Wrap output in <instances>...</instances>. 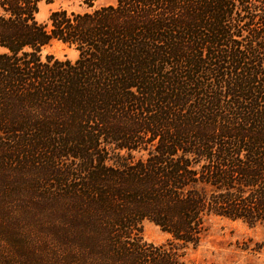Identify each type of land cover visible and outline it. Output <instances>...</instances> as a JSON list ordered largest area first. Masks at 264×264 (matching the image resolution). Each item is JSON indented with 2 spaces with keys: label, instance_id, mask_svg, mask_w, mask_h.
<instances>
[{
  "label": "trees",
  "instance_id": "trees-1",
  "mask_svg": "<svg viewBox=\"0 0 264 264\" xmlns=\"http://www.w3.org/2000/svg\"><path fill=\"white\" fill-rule=\"evenodd\" d=\"M42 1L0 0V233L46 218L47 264H190L211 218L264 227V0ZM8 237L0 264L44 260Z\"/></svg>",
  "mask_w": 264,
  "mask_h": 264
},
{
  "label": "rangeland",
  "instance_id": "rangeland-1",
  "mask_svg": "<svg viewBox=\"0 0 264 264\" xmlns=\"http://www.w3.org/2000/svg\"><path fill=\"white\" fill-rule=\"evenodd\" d=\"M111 1L99 0L97 4H106ZM62 7L83 10L67 0H55L52 3L42 1L39 4L36 18L39 22L47 23L51 12ZM3 51H5L4 48H0V53ZM48 54L63 60H75L78 56V52L74 48L59 41H53L43 48L42 55ZM4 219L11 220L9 223L16 224L18 230L14 227L15 233H11L9 224L2 222L1 224H4V232L0 233L2 246L9 243L8 236L16 235V238L21 240L20 246L23 252L26 251L34 256H43L40 259H44L43 261L47 264L51 254L49 234L44 230L47 219L44 217H36L34 221L24 217L22 220L19 218ZM142 235L146 242L155 245L166 243L170 237L167 232L149 220L143 222ZM4 237H8V239H4ZM9 249L12 250L11 247ZM186 260L190 264H264V227L259 224L251 226L241 220L213 217L209 220L208 230L199 245L189 247L187 250ZM43 261L39 264H43Z\"/></svg>",
  "mask_w": 264,
  "mask_h": 264
}]
</instances>
